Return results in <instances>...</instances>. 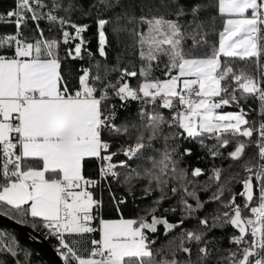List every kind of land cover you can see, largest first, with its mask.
Masks as SVG:
<instances>
[{
	"label": "snow or ice",
	"instance_id": "obj_1",
	"mask_svg": "<svg viewBox=\"0 0 264 264\" xmlns=\"http://www.w3.org/2000/svg\"><path fill=\"white\" fill-rule=\"evenodd\" d=\"M118 4L120 0H94L84 11L78 0H50V6L44 0H16L14 9L0 14V22L14 23L16 28L14 34L0 35V217L30 225L35 231L42 229L47 238H55V251L62 264H208V232L228 225L238 234L229 237L235 248L227 249L221 261L264 264V0H159L156 10L163 9L175 18L163 14L139 18L140 24L148 26L146 33L139 28L131 33L138 37L139 72L109 68L97 61L92 66L95 73L82 68L79 87H72L62 64L69 58L83 59L84 52L92 56L84 36L90 25L74 22L72 14L79 11L90 16L92 9L97 10L98 51L106 59L105 26L110 21L100 18L99 8L107 11ZM209 8L223 20L218 42L208 40L209 33L217 31V16L202 19ZM122 18L117 16V21ZM135 19L128 17V23ZM29 20L38 33L31 39L21 31ZM40 21L58 26L62 41L44 36ZM112 31L119 40V33L127 28L117 23ZM76 40L79 42L62 57L61 42ZM237 60L244 65H238ZM249 65L254 66V72ZM157 69L163 71V79L154 75ZM112 71L120 72L118 79L105 83ZM137 76L141 79L132 86L128 77ZM113 97L122 102L121 107L129 101L139 102L138 115L146 122L140 127L114 123L116 107L109 103ZM249 101L258 107L253 108ZM157 107L169 110L171 118ZM232 107L237 110L222 111ZM251 112L256 118L250 117ZM130 127L138 133L135 142L120 148L129 160L151 147L165 127L181 131L163 136L161 159L145 170L146 194L155 190L153 184L162 193L153 206L134 219H103L98 215L102 200L90 190L100 181L84 175V163L95 159L100 162L101 180H118L117 168L128 165L126 161L114 162L119 153L111 150L112 144L103 136L105 132L128 135ZM180 137L195 140L213 159L222 156L220 150L234 141V150L228 153L232 161H241L246 148L255 144L257 155L252 159L256 163L247 160L242 165L248 173L242 181L243 191L238 193L244 198L243 205L236 202L235 193L229 200H222L224 193L232 190L229 180L221 183V168L212 169L210 180L218 187L207 201L200 200L195 188L189 189L192 182L177 157L190 155L191 151L186 149L181 154L167 144L169 139ZM206 139L215 143L209 146ZM191 174L198 177L202 170L196 168ZM131 179L130 175L124 182L130 183ZM170 180L178 185L171 188L173 195L182 189L196 201L193 207L181 197L183 215L176 224L156 215L161 202L168 198L164 189ZM202 190L207 191L208 186H202ZM217 201L222 210L218 208L200 219V229L186 230L178 243L170 242L166 250H153L156 240L148 233H157L158 225L164 226L167 236L206 203ZM123 203V199L116 201L118 212ZM189 244L203 245L198 248L195 262L191 259L192 248L186 246ZM21 251L25 261H30L31 253L19 247L15 236L0 230V254L10 253L15 258ZM180 252L188 259H178ZM0 264L5 261L0 260ZM16 264L21 261L17 259Z\"/></svg>",
	"mask_w": 264,
	"mask_h": 264
},
{
	"label": "trees",
	"instance_id": "obj_2",
	"mask_svg": "<svg viewBox=\"0 0 264 264\" xmlns=\"http://www.w3.org/2000/svg\"><path fill=\"white\" fill-rule=\"evenodd\" d=\"M44 2L50 6V0H44ZM93 2L94 0H78V3L83 5L84 11H88L90 4ZM202 2L208 3L209 0H202ZM15 4L16 0H0V14H6L7 11L12 10L15 7ZM158 4L159 0H120V4L110 10L106 11L102 7L99 8V12L101 13L100 18H105L110 21V23L105 26V33L108 39V44L106 45L105 49L107 54L106 59L105 57H101L98 51V26L96 23L97 10L92 9V14L90 16H83L79 11L74 12L72 14V19L74 22L78 24L90 25L84 36L85 39L89 41L87 48L92 53V56L89 57L87 52H84L83 59L72 60L69 58L62 64V72L66 78L70 80L72 87H79L78 77L79 75L83 74L82 71H80L82 68H90L92 73H95V69L92 66L95 65L97 61L102 64H107L109 68H128L129 71L136 70L139 72L141 61L139 57L140 48L136 42L138 37L133 36L131 33L133 28H139L140 31L146 33L148 27L147 24H140L139 18L144 16L151 19L153 16H158L161 14L165 15V17L168 19L175 18L168 16L163 11V9L158 12L156 10V6ZM58 14L64 15L63 12H59ZM117 16L123 18L117 21ZM211 16H217L215 25L217 31L209 33L208 40L210 43L218 42V31L222 30L223 28V20L217 15L215 9H205L202 13V19H210ZM128 17H135L136 19L132 24H129ZM185 19H190V17H186ZM117 23L124 25L127 28V31L119 33V40H117L116 34H114L112 31L113 27L116 26ZM40 28L44 29V36L48 38H56L62 41L61 30L58 26H50L46 21H40ZM50 28L51 30H49ZM68 30L70 32L73 31L72 29ZM14 31V23L0 22V35L9 34ZM21 31L23 35L29 39L38 35L35 24L30 20L28 21V26L22 27ZM75 42H77V40L71 42L69 45L63 44L61 42L59 54L62 57L66 56L68 49L74 48ZM188 44L190 45L191 41H189ZM236 63L243 66L245 62L237 60ZM248 67L249 70L253 72L255 71L254 66L249 65ZM161 69L155 70L154 75L163 79L164 76ZM119 75V71L110 72L105 80V83L108 81L115 83ZM140 79L141 78L139 76L128 77V80L132 86H136ZM109 103L114 104L116 107V119L114 123L117 125L127 123L129 125L135 124L137 127H140L142 123L146 122L141 121L138 115L140 109L139 102L129 101L124 104L123 107H121L122 102L118 98L113 97ZM249 103L253 108L258 107L256 103L251 101H249ZM148 107L151 108L152 106L149 105ZM247 107L248 105H245V108ZM157 110L161 111L166 118H171V113L169 110L160 109L158 107ZM235 110H237L235 107L222 109V111ZM250 117L256 118V113L251 112ZM172 131L181 130L165 127L161 136L151 142V147L142 149L141 152L137 154V156L130 160L123 155V153L120 151V148L123 144H133L135 142V137L138 134L136 129L130 127L128 135H111L108 132L104 133L103 138L112 144L111 150L119 153L114 157V162L119 164L121 161H126L128 166L117 168V171L120 173L118 180L111 177H109L107 180L100 179V183L96 187L90 189L96 199L102 200V208L98 213L101 218L119 219L121 216L125 219L137 218L140 215H143V210L152 207L154 201L160 198L162 193L160 189L155 187V184H153V188L155 190L152 191L151 194H146L145 188L148 186V179L145 177L144 173L145 170L153 168L154 161H159L161 159L165 145L163 136L168 135ZM145 135L147 136V133H145ZM129 136L132 138L129 139ZM253 139H255V136ZM145 143H148L147 139L145 140ZM205 143L211 146L213 143H215V141L206 139ZM167 144L171 147H176L178 149V153L181 154H183L186 149H190V155L184 154L182 156H178L177 158L180 159L179 166L187 170L188 181L192 182L189 184V189L191 190L192 188H195L201 201H207L212 193L217 190V183L210 180V177L212 176V169L215 167L223 169L221 183H223L225 180H229V187L232 190L231 192L226 191L222 197V200H229L232 194L235 193L237 194L236 202L243 205L244 198L239 196L238 193L243 191L242 181L248 176V173L245 172L242 165L244 161L247 160H252L253 164L256 163V160L252 159L257 155V148L255 144H250L246 148L245 155L241 161H232L230 158H228V153L234 150V141L226 149H221L220 151L223 153V155L216 157L215 159L210 156L207 148L202 147L195 140L183 139L180 137L176 139H169ZM99 166L100 162L95 159L86 160L84 163V175L91 179H97L99 177ZM196 168H200L202 170V174L198 177H194L191 174ZM136 173H140V175L137 177ZM130 175L132 177L130 183H125V179ZM253 182L254 184L256 183L255 178H253ZM185 183H187V181ZM173 186L178 185L176 181L170 180L164 189V191L167 192L168 198L161 202L156 215L166 218L170 223L176 224L183 215L182 205L180 204L181 197L187 199L188 202L193 205V207H195L196 201L190 197H187L182 189L173 195L171 192V188ZM202 186H208V190L203 191ZM121 199H123L125 203L119 205L120 211L118 212L116 201ZM172 208H175L176 211H164L165 209ZM218 208H221V203L219 201L206 203L201 210L193 214L191 217L185 219L183 225L175 228L173 231L168 233L167 236L164 235L165 229H163L162 226H158L157 233H148L151 239L156 240V243L152 245L153 250H166L170 242L175 241L178 243V237H180V235L186 230L192 231L200 229L201 226L199 224V220L204 218L206 215L214 213ZM148 219L150 220L151 217L149 216ZM26 226L34 230L30 225ZM0 230L15 236L19 247L31 253L30 261L28 262L25 261L23 251H21L15 258L12 257L10 253L0 254V260L5 261V264H16L17 259L21 261V264H54L42 250L21 241L16 235V232L10 227L0 225ZM35 232L42 235L53 247V249H56L57 241L55 238H47L45 236L44 230L42 229ZM233 234H238V232H236V230L230 225L225 226L222 229L216 228L211 232H208L206 239L210 241L208 247L211 249V255L209 257L208 264H227V261H221L220 258L228 254L226 251L227 249L235 248V245L229 243V237ZM93 235L95 238H99L98 234ZM186 246L192 248L193 252L191 259L193 262H195L198 256V248L203 245L189 244ZM156 258L159 260L161 257L157 256ZM168 258L171 259L170 256ZM177 258L180 260L188 259L186 254L182 252L177 254Z\"/></svg>",
	"mask_w": 264,
	"mask_h": 264
},
{
	"label": "water",
	"instance_id": "obj_3",
	"mask_svg": "<svg viewBox=\"0 0 264 264\" xmlns=\"http://www.w3.org/2000/svg\"><path fill=\"white\" fill-rule=\"evenodd\" d=\"M0 225H4L13 229L21 241L42 250L54 264H62V261L49 242L30 227L17 224L13 220L4 217H0Z\"/></svg>",
	"mask_w": 264,
	"mask_h": 264
},
{
	"label": "built area",
	"instance_id": "obj_4",
	"mask_svg": "<svg viewBox=\"0 0 264 264\" xmlns=\"http://www.w3.org/2000/svg\"><path fill=\"white\" fill-rule=\"evenodd\" d=\"M15 6H16V4H15ZM15 8V7H14ZM13 8V9H14ZM14 19V18H13ZM15 25V24H14ZM15 31H16V28H15ZM15 31L14 32H12V33H9V34H14L15 33ZM99 172H100V166H99ZM100 175H99V177L97 178V179H93V180H98V181H100Z\"/></svg>",
	"mask_w": 264,
	"mask_h": 264
},
{
	"label": "rangeland",
	"instance_id": "obj_5",
	"mask_svg": "<svg viewBox=\"0 0 264 264\" xmlns=\"http://www.w3.org/2000/svg\"><path fill=\"white\" fill-rule=\"evenodd\" d=\"M73 32V31H72ZM71 42H73V41H70L69 43H68V45L71 43ZM79 41L77 40V42H75V43H78ZM75 43H74V46H75ZM158 226H162L163 227V229H164V226L163 225H158Z\"/></svg>",
	"mask_w": 264,
	"mask_h": 264
},
{
	"label": "crops",
	"instance_id": "obj_6",
	"mask_svg": "<svg viewBox=\"0 0 264 264\" xmlns=\"http://www.w3.org/2000/svg\"><path fill=\"white\" fill-rule=\"evenodd\" d=\"M120 219V218H119ZM111 220H116V219H111Z\"/></svg>",
	"mask_w": 264,
	"mask_h": 264
}]
</instances>
